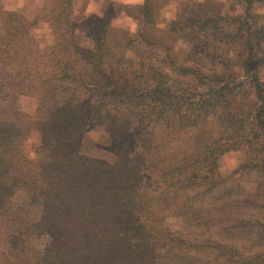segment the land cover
Masks as SVG:
<instances>
[{
    "label": "trees",
    "instance_id": "obj_1",
    "mask_svg": "<svg viewBox=\"0 0 264 264\" xmlns=\"http://www.w3.org/2000/svg\"><path fill=\"white\" fill-rule=\"evenodd\" d=\"M44 1L29 26L0 23V94L38 98L34 115L0 118V264H264V55L246 16L233 32L214 18L172 21L191 46L183 66L144 53L127 60L128 45L109 43L107 21H98L95 63L84 65L74 0ZM153 20V2L143 0L139 21ZM39 21L52 33L42 51L30 33ZM243 76L254 104L238 110ZM218 109L220 138L201 130L180 143ZM87 129L111 134L125 164L80 154ZM240 146L255 160L233 173L254 174L256 189L236 198L218 159ZM234 206L251 214L235 216ZM169 214L184 215L190 232L170 230ZM250 234L257 243L246 249Z\"/></svg>",
    "mask_w": 264,
    "mask_h": 264
},
{
    "label": "rangeland",
    "instance_id": "obj_2",
    "mask_svg": "<svg viewBox=\"0 0 264 264\" xmlns=\"http://www.w3.org/2000/svg\"><path fill=\"white\" fill-rule=\"evenodd\" d=\"M75 1V5L73 1L72 17L76 22V28L72 38L79 59L84 65L95 63V45L90 34L96 28L93 24L98 21H107L109 43L116 46L128 45L125 48L127 60L138 61L141 54L144 53L153 59L164 61L165 64L173 59L178 65L183 66L189 64L187 57L191 46L178 33L171 30L172 21L177 20L183 24L187 19L214 18L219 20V25L223 29L233 32L239 26L237 19L246 16L245 22L256 33V53L264 55V0H252L248 15L245 12L246 3L244 0H152L154 20L150 24L140 23V11L138 13V8L133 6L135 0L126 2V4L125 0ZM45 6L44 0H0V23L27 27L35 16L43 12ZM156 18L160 20L159 23H156ZM30 33L36 42L35 48L38 51H42L46 45L52 42L51 29L46 21H39L31 28ZM139 34H142L144 39L155 43V46L148 49L143 43H139ZM219 48L225 52L232 46L223 44ZM257 71L261 79L264 80V66L258 67ZM240 79L242 82L237 89L240 94L232 101L235 109L238 110L239 107L244 106L243 109H247L254 104L253 89L246 83V76ZM37 105L38 98L34 95L17 94L11 91L3 92L0 94V118H10L16 112L34 115ZM220 113L221 109H218L200 122L197 127L186 129L181 135L180 143L187 145L193 134L201 130L211 131L220 138L221 133H225L218 120ZM150 135L154 136L152 130ZM112 145L113 136L111 134L103 130L87 129L80 135L78 152L114 165L125 164ZM254 158L255 151L252 147L240 146L228 150L218 159L219 172L226 178L228 187L236 192L233 194L236 198H241L242 192L251 193L256 189L254 174L247 173L245 170L233 173L239 169L243 161L255 160ZM233 210L235 216L251 214L246 206L243 208L234 206ZM165 225L173 231L186 234L190 232L184 215H167ZM256 243L250 234L249 238L244 239L240 244H244L246 249H249ZM1 250L0 244V253Z\"/></svg>",
    "mask_w": 264,
    "mask_h": 264
},
{
    "label": "crops",
    "instance_id": "obj_3",
    "mask_svg": "<svg viewBox=\"0 0 264 264\" xmlns=\"http://www.w3.org/2000/svg\"><path fill=\"white\" fill-rule=\"evenodd\" d=\"M130 1H132V0H125V4H126V2L128 3V2H130ZM75 3H76V1L74 0V5H75ZM142 4H143V0H135V3H134V5L133 6H135V7H137L138 8V13H139V11H140V9H141V7H142ZM106 10V9H105ZM104 10V11H105ZM102 16V15H101ZM158 18V17H157ZM156 18V23H159L160 22V20L159 19H157Z\"/></svg>",
    "mask_w": 264,
    "mask_h": 264
}]
</instances>
